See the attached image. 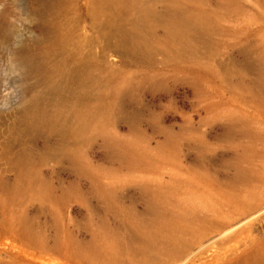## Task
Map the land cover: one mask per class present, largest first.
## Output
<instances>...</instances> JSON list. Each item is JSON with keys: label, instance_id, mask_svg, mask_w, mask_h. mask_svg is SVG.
I'll return each instance as SVG.
<instances>
[{"label": "rangeland", "instance_id": "rangeland-1", "mask_svg": "<svg viewBox=\"0 0 264 264\" xmlns=\"http://www.w3.org/2000/svg\"><path fill=\"white\" fill-rule=\"evenodd\" d=\"M0 264H264V0H0Z\"/></svg>", "mask_w": 264, "mask_h": 264}, {"label": "bare ground", "instance_id": "bare-ground-1", "mask_svg": "<svg viewBox=\"0 0 264 264\" xmlns=\"http://www.w3.org/2000/svg\"><path fill=\"white\" fill-rule=\"evenodd\" d=\"M146 13V12H145ZM171 13H172V9H171ZM170 13V15H169V17L171 18L172 16H173V14H171ZM171 23L172 24H174V27H173V34L175 33V34H180V32H182V31H185V27H186V21L184 20V19H180V18H177V17H174L172 20H171ZM249 262V261H248ZM254 262H256V263H258L257 262V260L256 261H254ZM252 263V262H251Z\"/></svg>", "mask_w": 264, "mask_h": 264}]
</instances>
